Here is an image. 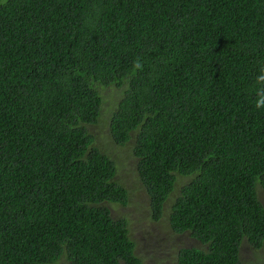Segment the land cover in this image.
Wrapping results in <instances>:
<instances>
[{"label":"trees","instance_id":"obj_1","mask_svg":"<svg viewBox=\"0 0 264 264\" xmlns=\"http://www.w3.org/2000/svg\"><path fill=\"white\" fill-rule=\"evenodd\" d=\"M260 77L264 0H0V264H141L104 205L128 191L102 117L153 220L177 190L170 228L199 244L177 264H244L264 246Z\"/></svg>","mask_w":264,"mask_h":264},{"label":"rangeland","instance_id":"obj_2","mask_svg":"<svg viewBox=\"0 0 264 264\" xmlns=\"http://www.w3.org/2000/svg\"><path fill=\"white\" fill-rule=\"evenodd\" d=\"M114 88H106L105 101L102 104V114L108 116L109 107L117 99ZM104 118L98 124L89 126V132L94 136L95 146L107 154L115 162L117 173L115 180L128 191L125 204H107L112 218L125 219L129 237L136 245L137 256L143 264H177V254L180 249L193 248L199 244L188 233L175 234L169 225V209L176 198V192L165 203L162 217L153 220L149 198L139 180L136 159L132 156L131 142L123 147L115 145L111 139ZM179 182H186L181 179ZM176 188H179V184ZM258 199L264 207V191L257 188ZM240 258L244 264H264V246L258 250L248 248L243 243ZM62 264H67L62 261Z\"/></svg>","mask_w":264,"mask_h":264},{"label":"flooded vegetation","instance_id":"obj_3","mask_svg":"<svg viewBox=\"0 0 264 264\" xmlns=\"http://www.w3.org/2000/svg\"><path fill=\"white\" fill-rule=\"evenodd\" d=\"M178 252H179V251H178ZM134 253H135V255L137 256L136 245H135V252H134ZM137 257H138V256H137ZM138 258H139V257H138ZM141 264H143L142 261H141Z\"/></svg>","mask_w":264,"mask_h":264},{"label":"clouds","instance_id":"obj_4","mask_svg":"<svg viewBox=\"0 0 264 264\" xmlns=\"http://www.w3.org/2000/svg\"><path fill=\"white\" fill-rule=\"evenodd\" d=\"M260 79H264V77H260Z\"/></svg>","mask_w":264,"mask_h":264}]
</instances>
